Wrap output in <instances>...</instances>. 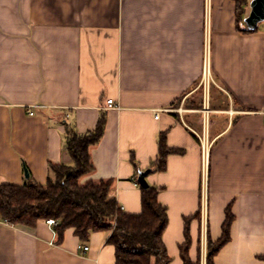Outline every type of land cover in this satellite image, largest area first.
<instances>
[{
    "label": "crops",
    "instance_id": "obj_1",
    "mask_svg": "<svg viewBox=\"0 0 264 264\" xmlns=\"http://www.w3.org/2000/svg\"><path fill=\"white\" fill-rule=\"evenodd\" d=\"M250 2L240 15L235 0H0V182L23 184L27 168L46 183L53 165L73 163L67 132L105 115L82 183L111 180L122 208L139 213L149 170L170 264H184L194 214L189 255L207 264L228 207L231 238L215 264H264V20L248 28ZM163 132L182 152L159 171ZM108 237L83 242L68 228L59 242L47 220H0V264H116Z\"/></svg>",
    "mask_w": 264,
    "mask_h": 264
},
{
    "label": "trees",
    "instance_id": "obj_2",
    "mask_svg": "<svg viewBox=\"0 0 264 264\" xmlns=\"http://www.w3.org/2000/svg\"><path fill=\"white\" fill-rule=\"evenodd\" d=\"M235 2L241 15L246 0ZM105 122V115H102L91 131L83 134L67 132L66 148L73 163L53 165L54 177L46 183L30 177L23 184L0 182V220L35 227L40 220L54 218L59 242L68 228H74L75 235L83 242L88 241L93 232L106 231L109 232L107 242L115 247L116 264H170L171 257L163 241L168 212L158 199L159 187L141 186L142 210L129 213L118 202L111 180L81 182V178L94 169L90 147L104 134ZM178 152L182 150L168 146L166 133H161L154 170L164 171L167 157ZM132 162L136 165L134 157ZM198 215L184 218L185 241L180 245L184 264H200L193 262L189 255V223ZM234 218L228 207L220 238L208 244L207 264H215L216 254L230 240ZM258 257L264 260V255Z\"/></svg>",
    "mask_w": 264,
    "mask_h": 264
},
{
    "label": "water",
    "instance_id": "obj_3",
    "mask_svg": "<svg viewBox=\"0 0 264 264\" xmlns=\"http://www.w3.org/2000/svg\"><path fill=\"white\" fill-rule=\"evenodd\" d=\"M251 10L249 14L244 18L248 28L254 29L257 27L259 22L264 20V0H251L250 2ZM149 170L140 171L138 176V182L142 187H147L149 185L147 181V175ZM26 177H29L28 169L25 168Z\"/></svg>",
    "mask_w": 264,
    "mask_h": 264
},
{
    "label": "built area",
    "instance_id": "obj_4",
    "mask_svg": "<svg viewBox=\"0 0 264 264\" xmlns=\"http://www.w3.org/2000/svg\"><path fill=\"white\" fill-rule=\"evenodd\" d=\"M114 100L112 98L108 99L109 104H113ZM206 112L208 111L207 108L204 109ZM30 114H34L33 111L29 112ZM158 116V114H157ZM202 145H203V159H204V167L207 166L208 158H209V148H210V142L208 141V138L204 135L202 138ZM47 222L50 224H57V221L54 218L47 219ZM83 250H88L89 246L88 245H83L81 246Z\"/></svg>",
    "mask_w": 264,
    "mask_h": 264
}]
</instances>
